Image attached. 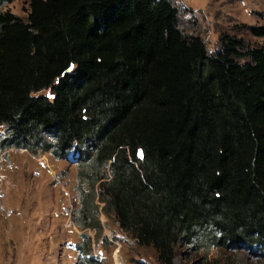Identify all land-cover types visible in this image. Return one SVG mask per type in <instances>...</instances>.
Listing matches in <instances>:
<instances>
[{
	"label": "trees",
	"instance_id": "16d2710c",
	"mask_svg": "<svg viewBox=\"0 0 264 264\" xmlns=\"http://www.w3.org/2000/svg\"><path fill=\"white\" fill-rule=\"evenodd\" d=\"M0 125V151L74 162L79 228L112 216L156 264L178 243L264 247V46L222 30L208 50L170 0L0 10Z\"/></svg>",
	"mask_w": 264,
	"mask_h": 264
},
{
	"label": "rangeland",
	"instance_id": "374dc122",
	"mask_svg": "<svg viewBox=\"0 0 264 264\" xmlns=\"http://www.w3.org/2000/svg\"><path fill=\"white\" fill-rule=\"evenodd\" d=\"M183 33H198L208 50L225 31L247 45H263L240 25L264 20V0H170ZM27 0L0 3V10L24 18ZM189 8V9H188ZM39 93H46L40 89ZM2 127L0 125V135ZM75 164L48 152L33 155L23 148L0 151V264H156L151 246L139 245L112 218L98 211L100 230L74 223L78 205ZM88 236L83 254L80 233ZM175 264H264V247L174 245Z\"/></svg>",
	"mask_w": 264,
	"mask_h": 264
},
{
	"label": "water",
	"instance_id": "95a60500",
	"mask_svg": "<svg viewBox=\"0 0 264 264\" xmlns=\"http://www.w3.org/2000/svg\"><path fill=\"white\" fill-rule=\"evenodd\" d=\"M138 156H140V151H138Z\"/></svg>",
	"mask_w": 264,
	"mask_h": 264
}]
</instances>
